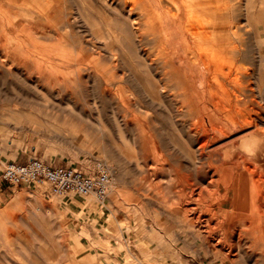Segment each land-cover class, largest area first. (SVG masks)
Returning a JSON list of instances; mask_svg holds the SVG:
<instances>
[{
    "label": "bare ground",
    "instance_id": "bare-ground-1",
    "mask_svg": "<svg viewBox=\"0 0 264 264\" xmlns=\"http://www.w3.org/2000/svg\"><path fill=\"white\" fill-rule=\"evenodd\" d=\"M231 1L0 0V76L9 77L14 89L13 97L6 96L38 112L52 107L69 120L82 119L85 136L98 139L100 153L117 161L111 185L121 181V167L149 179L156 189L151 195L166 196L158 204L168 221L157 225L165 235L168 225L176 229L170 241L158 235L157 254L173 260L181 259L180 241L185 249L195 247L194 255L206 247L222 264L264 258L260 113L240 114L248 127L239 145L214 149L227 143L216 137L227 131L217 115L237 113L254 91L255 72L240 65L249 51L242 48L243 26L229 18ZM246 15L253 26L260 15L264 19V9L258 15L248 7ZM126 49L134 52V63ZM129 87L138 102L131 101ZM95 89L101 96L91 99L83 119L80 93ZM168 94L188 108L190 132L160 139L149 117ZM22 109L12 112L23 114ZM114 129L119 136L112 135ZM143 190L132 199L141 208L144 199H153Z\"/></svg>",
    "mask_w": 264,
    "mask_h": 264
},
{
    "label": "rangeland",
    "instance_id": "rangeland-1",
    "mask_svg": "<svg viewBox=\"0 0 264 264\" xmlns=\"http://www.w3.org/2000/svg\"><path fill=\"white\" fill-rule=\"evenodd\" d=\"M247 1L229 2L234 10L229 18L234 24L240 22L243 26L242 48L249 51V54L240 65L255 72L251 80L254 91L248 93L245 99L247 103L240 105L237 113L231 116L217 115L223 116L226 125L224 129H227L224 133L217 132L218 141L227 142L214 148L219 151L231 143L240 144L241 134L248 127L241 115L260 113L264 123V19L260 15L257 22L253 21V26L246 19L248 7L252 13L259 15L264 9V0ZM82 26L87 29L84 24ZM87 33L82 35L87 36ZM125 52L130 60L135 61L134 52L128 49ZM251 55L255 56L254 60ZM120 66L121 63L118 71L122 72ZM136 67L140 70L136 65L133 68ZM12 87L9 77L0 76V264H222L213 252L205 253L209 250L206 247L201 246L198 248L201 253L194 255L195 247L185 249L181 241L176 248V255L181 257L179 261L157 254L161 234L165 241H170L176 229L168 225L165 228L168 235L162 232L163 227L157 224L168 220L158 203L166 196L151 195L156 190L154 185L147 178L141 179L142 175L135 177L132 169L120 168L121 181L115 182V186L110 184L104 202L96 201L93 196L77 193L48 197L34 185L4 184L1 177L2 166L8 161L24 163L31 157L57 166L75 167L87 174L96 173L98 166L102 164L111 170V181L117 175L111 169L117 164L116 159L110 153H100L98 139L95 141V138L85 136L82 119L69 120L57 108L51 107L38 112L35 107L15 104V101L6 96H14ZM127 93L130 99L133 97L132 102H138L133 87H129ZM80 96V110L83 108V119H86L87 111L92 106L91 101L95 96H101V89L90 90L89 93L84 91ZM182 104L184 108L180 106ZM185 106L181 97L166 95L160 111L156 114L150 112L149 119L155 128L152 133H157L160 139L164 138L165 133L180 135L182 132L187 135L190 132V117ZM23 107V114L12 112L14 108ZM72 122L78 126L73 128ZM54 130H59L61 134L56 135ZM112 135L119 136L115 129ZM237 136L239 137L236 138ZM142 186L143 191L150 193L153 199H144L146 205L141 208L132 199L137 197L138 189ZM166 191L167 188H164V193ZM109 204L108 208L106 205ZM151 227H158V230L153 232ZM194 242L199 243L198 240ZM247 262L246 264H264V258L249 257Z\"/></svg>",
    "mask_w": 264,
    "mask_h": 264
},
{
    "label": "built area",
    "instance_id": "built-area-1",
    "mask_svg": "<svg viewBox=\"0 0 264 264\" xmlns=\"http://www.w3.org/2000/svg\"><path fill=\"white\" fill-rule=\"evenodd\" d=\"M2 182L11 186L34 185L48 196L79 194L93 196L104 202L111 184V170L100 164L96 173L65 165L50 164L43 159L31 157L24 163L8 161L1 169Z\"/></svg>",
    "mask_w": 264,
    "mask_h": 264
},
{
    "label": "crops",
    "instance_id": "crops-1",
    "mask_svg": "<svg viewBox=\"0 0 264 264\" xmlns=\"http://www.w3.org/2000/svg\"><path fill=\"white\" fill-rule=\"evenodd\" d=\"M27 161V160H26Z\"/></svg>",
    "mask_w": 264,
    "mask_h": 264
}]
</instances>
